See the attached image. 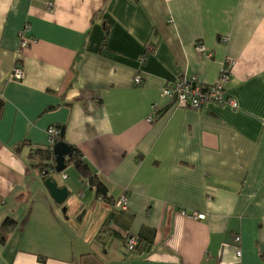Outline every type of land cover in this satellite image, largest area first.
I'll list each match as a JSON object with an SVG mask.
<instances>
[{
  "label": "crops",
  "instance_id": "0c3cea01",
  "mask_svg": "<svg viewBox=\"0 0 264 264\" xmlns=\"http://www.w3.org/2000/svg\"><path fill=\"white\" fill-rule=\"evenodd\" d=\"M226 58L237 110L163 96L184 76L215 84ZM51 127L111 203L73 165L53 200L32 156ZM0 264H264V0H0Z\"/></svg>",
  "mask_w": 264,
  "mask_h": 264
},
{
  "label": "built area",
  "instance_id": "2783aa9c",
  "mask_svg": "<svg viewBox=\"0 0 264 264\" xmlns=\"http://www.w3.org/2000/svg\"><path fill=\"white\" fill-rule=\"evenodd\" d=\"M49 10L52 11V3L49 4ZM171 23L172 20L170 19ZM29 28L25 27L20 32V50L24 51L31 44V39L27 37ZM224 43L228 42L227 38H222ZM197 52L206 55L208 58H212L213 54L207 52V49L202 45L198 44L196 46ZM150 52H153V46H147L145 52L139 57V62L143 65L147 59ZM235 65L234 60L226 58L222 64L219 79L213 85L202 84L197 76H184L175 81L166 84L162 90L163 96L169 101L173 102L179 108H193L201 110L208 104H216L218 106H228L234 110H237L239 105L238 102L232 97L226 95V84L231 79L232 69ZM24 79V72L20 66H17L12 74V80L21 82ZM134 85L139 87L142 85V78L137 75L134 78ZM158 109V105L155 104L152 107V114L147 118L148 122L153 123L156 120L155 112ZM49 135V148L54 150L57 138L61 135V129L57 127H51L47 131ZM54 171V170H53ZM52 171V172H53ZM63 178L66 179L67 176L62 173ZM114 208L121 212L128 211V198L126 196H121L114 204ZM183 215L190 217L193 220H204L205 216L197 213L188 215L186 212H182ZM122 241L124 247L128 253H133L135 249L139 246L140 238L137 235L131 233H125L122 235ZM235 242L240 243L241 238L239 236L235 237ZM241 251L237 250V256L241 257Z\"/></svg>",
  "mask_w": 264,
  "mask_h": 264
},
{
  "label": "trees",
  "instance_id": "16d2710c",
  "mask_svg": "<svg viewBox=\"0 0 264 264\" xmlns=\"http://www.w3.org/2000/svg\"><path fill=\"white\" fill-rule=\"evenodd\" d=\"M60 129L62 131L63 128ZM60 142H65L64 135L62 134L57 138L56 144ZM32 156L35 158L36 161L35 167L39 170V172L42 175L43 182H45L50 177V173L48 175H46V173H48L49 171L52 172L55 169V156L53 150H51L49 147L45 149H41V148L36 149L33 152ZM69 165H73L78 170L81 177L90 183V185L95 189L97 196L100 199L110 203L112 202V200L108 198V192L105 186L99 181L97 176H95L91 172L90 167L85 162L82 153L75 147H73L72 156L69 159H67V166ZM13 226H14V221L8 219L3 224L2 231L6 232L9 229H11ZM140 242H141V238H140Z\"/></svg>",
  "mask_w": 264,
  "mask_h": 264
},
{
  "label": "water",
  "instance_id": "95a60500",
  "mask_svg": "<svg viewBox=\"0 0 264 264\" xmlns=\"http://www.w3.org/2000/svg\"><path fill=\"white\" fill-rule=\"evenodd\" d=\"M65 130L62 129L61 134L64 135ZM55 156V169L49 171L50 177L44 182L45 188L49 191L51 197L58 205H63L69 197V191L66 187H60L58 182L53 179L52 175L62 174L67 168V159L73 154V147L66 142L57 143L53 150ZM66 212V208L63 209Z\"/></svg>",
  "mask_w": 264,
  "mask_h": 264
},
{
  "label": "rangeland",
  "instance_id": "374dc122",
  "mask_svg": "<svg viewBox=\"0 0 264 264\" xmlns=\"http://www.w3.org/2000/svg\"><path fill=\"white\" fill-rule=\"evenodd\" d=\"M66 171H68V169H67ZM60 175H61V174H56V175H52V177H53V179H55L58 183H60V181H61V179H60ZM64 206H65L64 208H66V205H64Z\"/></svg>",
  "mask_w": 264,
  "mask_h": 264
}]
</instances>
